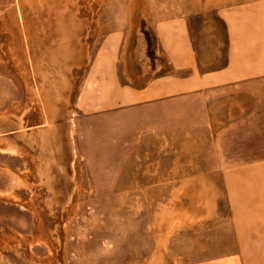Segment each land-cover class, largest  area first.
I'll return each instance as SVG.
<instances>
[{"label": "rangeland", "instance_id": "rangeland-1", "mask_svg": "<svg viewBox=\"0 0 264 264\" xmlns=\"http://www.w3.org/2000/svg\"><path fill=\"white\" fill-rule=\"evenodd\" d=\"M203 3L0 0V264H243L222 250L234 237L220 234L221 190L174 185L190 151L213 158L205 126L191 142L189 97L137 92L188 72L154 33L183 8L201 11L189 24L199 71L225 63L223 21ZM126 93L135 102L118 105Z\"/></svg>", "mask_w": 264, "mask_h": 264}, {"label": "crops", "instance_id": "crops-1", "mask_svg": "<svg viewBox=\"0 0 264 264\" xmlns=\"http://www.w3.org/2000/svg\"><path fill=\"white\" fill-rule=\"evenodd\" d=\"M203 1V5L213 3L223 21L225 63L199 71L189 24L201 11L183 8L157 21L154 33L172 69L188 72L164 73L137 92L147 94L144 102L158 98V104L184 105V97H189V107L195 109L187 121L191 142L193 134L205 126L206 151L213 158L199 165L190 151L189 175L174 185L220 189L229 215L220 234L234 237L222 243V250L237 251L243 264H264V0ZM165 79L167 87L163 86ZM153 90L157 93L150 95ZM130 96L126 93L118 105L135 102L127 99ZM52 158L55 164L62 163L57 156Z\"/></svg>", "mask_w": 264, "mask_h": 264}]
</instances>
